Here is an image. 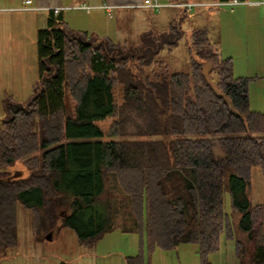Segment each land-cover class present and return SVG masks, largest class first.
I'll return each mask as SVG.
<instances>
[{
	"label": "trees",
	"instance_id": "obj_1",
	"mask_svg": "<svg viewBox=\"0 0 264 264\" xmlns=\"http://www.w3.org/2000/svg\"><path fill=\"white\" fill-rule=\"evenodd\" d=\"M171 29L129 45L71 29L63 12L48 11L34 95L3 100L0 167L21 162L26 173L8 180L14 171L0 170L1 257L18 245L23 202L36 226L66 209L63 225L84 248L116 228L137 233L140 248L127 264H150L157 249L182 243L213 264L211 254L235 236L230 215L240 213L251 264H264V203L247 195L253 168L264 174V111L251 109L250 78L234 76L232 57L222 56L208 26L190 32V71L170 73L159 53L177 45ZM206 62L230 101L207 81ZM216 141L225 157L216 156Z\"/></svg>",
	"mask_w": 264,
	"mask_h": 264
},
{
	"label": "rangeland",
	"instance_id": "obj_2",
	"mask_svg": "<svg viewBox=\"0 0 264 264\" xmlns=\"http://www.w3.org/2000/svg\"><path fill=\"white\" fill-rule=\"evenodd\" d=\"M48 0L45 8H57L60 4ZM66 9L63 11L68 26L74 30H87L97 37H109L117 42H127L129 45H139L147 32L152 37H159L166 32L171 33L173 24L178 30V43L172 49L163 48L159 58L168 66L170 73L175 71H190L191 68V39L192 29L208 26L212 42L222 56L236 57V71L234 74H247L251 77V107L256 111H264V25H256L255 18H249V9L245 6L214 5L209 3L215 0H160L164 5L160 8L146 5L147 0H65ZM14 4L23 5L21 0ZM170 3H197L192 9L178 7ZM205 5H202V4ZM89 5L92 9L88 12L83 7ZM104 5L112 6L110 13ZM260 8V7H254ZM264 8V7H261ZM49 11V10H48ZM40 18L34 15L19 17L14 23L11 21L0 27V36L6 32L15 34L20 38L21 45H25L23 60L26 63L34 62V52L38 55L37 28ZM47 25V22H46ZM45 25V26H46ZM9 35V34H8ZM36 40V42H34ZM2 43V42H1ZM14 58L21 51L14 49ZM9 47L0 50V62L8 59ZM212 70V68H211ZM210 70V72H211ZM0 69V117L6 115L3 100L9 99L16 102H25L32 98L33 91L21 89L19 93L4 94L6 86H20L18 82L11 81L8 76H3ZM212 75L216 77L215 71ZM250 79V81H251ZM23 88V83L21 84ZM117 88L115 93H118ZM69 103V102H68ZM70 107V105H69ZM166 119V115H164ZM99 124L108 129L109 119L99 121ZM92 140L94 138H91ZM83 140V139H76ZM21 171L26 169L21 162H15L0 170ZM14 173V172H13ZM12 173V174H13ZM252 204L264 203V174L259 167L252 170L251 186L247 191ZM230 200H227V212L231 213ZM61 214L67 210L60 209ZM240 213L230 215L235 236L222 241L221 251L211 254L213 264H251L250 244L247 231L239 224ZM32 207H25L23 202L18 204V245L8 251L6 256H0V264H60L62 261L71 264H127L125 256L135 255L139 250L138 234L124 233L116 228L103 235L95 245L81 247L76 231L68 225H63L64 216L56 222L48 219V213L36 226L34 223ZM119 226L121 224L118 222ZM52 236V237H51ZM237 238L242 241L240 251L237 252ZM150 264H201L198 246L192 243H182L176 249H157L150 255Z\"/></svg>",
	"mask_w": 264,
	"mask_h": 264
},
{
	"label": "crops",
	"instance_id": "obj_3",
	"mask_svg": "<svg viewBox=\"0 0 264 264\" xmlns=\"http://www.w3.org/2000/svg\"><path fill=\"white\" fill-rule=\"evenodd\" d=\"M15 0H0V27L3 26V24L11 21V23H14L17 18L21 17H26L28 15H34L40 18V22L38 24V28H37V33L39 32V30L41 28L46 27V22H47V17H48V10L47 13H44V11H46V6L49 5L48 4V0H31L30 3H27V0H21L23 2V5H19V4H14ZM168 0H165V2H167ZM60 4H56L57 6H63L66 7L67 2L65 0L62 1H56ZM237 6V5H236ZM238 6H245V5H238ZM249 9H244L241 10L240 12H248L249 14V18H255L258 26L260 25H264V8H261L263 6H249ZM254 7H260V8H254ZM9 34V35H8ZM23 38H20L15 34H11V33H7L4 35V37L0 36V50L6 49L9 47V56L7 57L8 59L6 60H2L0 62V69L2 71V69L4 70L1 75L3 74V76H8V78H10L11 81H15L18 82L20 86H15V87H10V86H6L3 90H1L4 94H8V93H19V91L21 89H26L28 92H30L31 90L33 91V86L36 83V81L39 79V75H40V69H39V56L37 55V53L34 52V57L35 60L34 62H32V64L30 63H26L23 60V54H24V47L23 45H21L20 40H22ZM2 42V43H1ZM36 42V40L34 41ZM37 47H38V36H37ZM17 49L19 51H21V53L16 56L14 58V54H12L15 50ZM222 54V52H221ZM224 57H232L233 59V72L235 73L236 71V57L233 56H224ZM264 67V66H263ZM234 76L236 77H248L251 79V77H249L247 74H234ZM252 79L251 81L249 80V97H250V107H251V90H252ZM23 83V88L21 86V84ZM251 109L253 110V108L251 107ZM134 234V233H132ZM136 240H138V245L140 248V244H141V237L138 235V238H136ZM139 251V250H138ZM138 251L136 252V254L138 253ZM135 254V255H136ZM127 256H132L127 254L125 256V258Z\"/></svg>",
	"mask_w": 264,
	"mask_h": 264
},
{
	"label": "built area",
	"instance_id": "obj_4",
	"mask_svg": "<svg viewBox=\"0 0 264 264\" xmlns=\"http://www.w3.org/2000/svg\"><path fill=\"white\" fill-rule=\"evenodd\" d=\"M27 3H30L31 0H27ZM171 5H175L178 7H185L187 10L188 9H192L193 7L197 6V3H170ZM202 4V3H200ZM146 5L150 6V7H156V8H160L162 7V5H164V3H162L160 0H147L146 1ZM205 5V4H202ZM210 6H214V5H230V6H236V5H248V6H263L264 7V0H215L211 3H209ZM105 9L110 13L112 6L110 5H104ZM79 8H86V10L89 12L92 7H90L87 4H84L83 7H79ZM69 9L68 7H57V8H50L48 10H52L54 11L56 14H59L61 12H63L64 10Z\"/></svg>",
	"mask_w": 264,
	"mask_h": 264
},
{
	"label": "water",
	"instance_id": "obj_5",
	"mask_svg": "<svg viewBox=\"0 0 264 264\" xmlns=\"http://www.w3.org/2000/svg\"><path fill=\"white\" fill-rule=\"evenodd\" d=\"M211 68H212V64L210 63V62H206L205 64H204V66H203V73H204V75H205V77H206V79H207V81L212 85V87L214 88V90L219 94V95H223L224 97H226V94L225 93H223V92H221L220 90H219V88L217 87V85H216V82L211 78V75H210V70H211ZM66 99H67V107H69V100H68V96H66ZM226 99L227 100H229L228 99V97H226ZM159 101V100H158ZM230 101V100H229ZM160 103V102H159ZM165 120V117H163V121ZM216 147H215V149H214V151H215V154H216V156H221V157H225V153L222 151V149L220 148V146H219V142L218 141H216ZM23 173H22V171H19V170H17V171H14V173L12 174V175H10V176H8V177H6L5 179H11V178H16V177H19V176H21ZM62 216H66V214H61ZM52 237V236H51Z\"/></svg>",
	"mask_w": 264,
	"mask_h": 264
}]
</instances>
